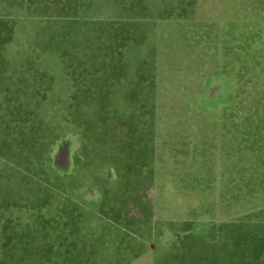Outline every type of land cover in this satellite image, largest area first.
<instances>
[{
  "label": "rangeland",
  "instance_id": "rangeland-1",
  "mask_svg": "<svg viewBox=\"0 0 264 264\" xmlns=\"http://www.w3.org/2000/svg\"><path fill=\"white\" fill-rule=\"evenodd\" d=\"M15 70L25 95L0 92L24 100L0 102V243L28 239L22 219L48 215L70 189L87 203L139 193L163 244L193 150L263 165L264 0H0V91ZM65 82L88 101H57L69 99ZM104 84L116 97L91 92ZM4 250L0 264H48L15 240Z\"/></svg>",
  "mask_w": 264,
  "mask_h": 264
},
{
  "label": "crops",
  "instance_id": "crops-1",
  "mask_svg": "<svg viewBox=\"0 0 264 264\" xmlns=\"http://www.w3.org/2000/svg\"><path fill=\"white\" fill-rule=\"evenodd\" d=\"M17 71L9 75L10 81L2 85V96L5 93L15 97L25 95L23 76ZM101 78L108 76L102 72ZM71 85L67 90L63 89L69 99L57 101H88L74 100L77 91L74 83ZM104 86L108 89L91 92L94 95L101 93L109 100L116 97L115 92L109 89L111 84ZM10 88L14 90L9 91ZM35 93L38 96V92ZM97 99L104 101L99 100L103 98ZM2 101L24 100L0 98ZM36 101L51 102L46 98ZM223 151L222 164L217 165L209 151L199 154V150H193L185 169L177 173L175 223L174 227H167L174 237L171 241L160 244L152 240V230L146 224L152 223L148 208L154 202L142 210L139 193L127 190L111 198L109 191H96L99 196L87 203L83 192H71L69 189L61 192L64 193L61 197H54L58 201L49 199L48 215L45 216V209H39L31 222L26 217L22 219L28 239L18 241L15 238L10 242L15 240L20 247L32 248L35 256L39 254V261L48 264H264V161L263 165L259 162L258 166L249 167L244 166L248 165V159L237 160L239 165L233 166L231 150L224 148ZM108 176L111 181L119 182V177ZM95 179L88 178L91 183H95ZM145 197L151 200L152 192L148 191ZM89 204L90 207H85ZM87 210L91 216H100L98 226L101 230L96 233L91 227L94 221L85 223L83 218L88 214ZM24 211L28 212V208ZM21 213L18 210L16 215ZM70 216L78 221L71 223ZM16 220L21 221V218ZM44 221H47L46 226ZM112 225L118 233L112 231ZM137 231L145 232L147 241L139 239ZM158 232L156 235L162 236ZM10 242L0 243L3 253H6L4 249Z\"/></svg>",
  "mask_w": 264,
  "mask_h": 264
},
{
  "label": "trees",
  "instance_id": "trees-1",
  "mask_svg": "<svg viewBox=\"0 0 264 264\" xmlns=\"http://www.w3.org/2000/svg\"><path fill=\"white\" fill-rule=\"evenodd\" d=\"M42 98H44V97H42ZM46 98V97H45Z\"/></svg>",
  "mask_w": 264,
  "mask_h": 264
}]
</instances>
